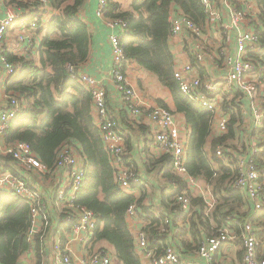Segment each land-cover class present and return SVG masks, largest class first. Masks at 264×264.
<instances>
[{"label": "built area", "instance_id": "2783aa9c", "mask_svg": "<svg viewBox=\"0 0 264 264\" xmlns=\"http://www.w3.org/2000/svg\"><path fill=\"white\" fill-rule=\"evenodd\" d=\"M199 1L206 18L204 27L197 25L181 10L174 12L171 18V40L182 34H188L192 38V44L187 47L193 62L181 70H174V77L186 98L213 114V128L219 134L216 137L227 135L232 125L233 136L216 147V155L236 172L234 188L244 194L251 213L246 218L240 235L230 226H224L206 238L192 259L182 258L171 247L157 252V249L150 247L144 231L138 235L136 249L151 264H224L229 259L226 252L228 245L239 243L244 254L242 264H264V242L261 243L259 239L261 229L254 224L256 217L264 210V20L260 17L258 0ZM109 3V0H98L96 16L106 21L110 28L117 30V33L109 37L112 75L129 120L131 123H141L150 119L149 128L160 154L172 158L173 173L178 178L185 184L195 186L197 179L189 176L187 170L189 143L177 125L173 112L161 106L151 109L142 107L138 93L129 83L127 72L131 60L124 53L119 35V32L125 31L127 23L106 19ZM37 5L38 16L32 22V17H27L31 10L17 11L8 5L5 17L0 20V62L9 79L17 77L20 72L16 65L7 60L8 50L4 45L7 35L18 23L30 31L45 28V17L51 13L50 1L37 0ZM20 18L26 21L21 23ZM210 27L213 28V41L205 33V29ZM18 41L27 55L37 49L40 43L28 34L21 35ZM209 62L213 63V76L207 72ZM78 81L92 96L94 124L100 131L113 167L115 182L124 192L143 185L141 176L127 165L125 136L119 120L110 112L106 90L94 76L80 70ZM6 102L5 110L0 114V141H5L12 125L25 108V104L16 96H7ZM4 154L12 158L15 169L42 175L60 171L65 176V184L57 194L58 200L63 204L62 220L59 223L63 225V230L58 235L62 242L53 246L52 264H112L111 257L105 250L76 260L69 249V243L76 238H80L86 247L91 246L98 227V219L94 213L76 203L83 188L85 167L76 148L71 144L63 145L57 152L53 170L44 166L24 142H5ZM211 161L214 170H217L219 162L214 159ZM169 181L171 192L175 194L173 205H178L186 214L191 213L192 204L187 191L189 187L184 192H179L178 183ZM1 191L13 194L29 205V251L36 252L35 238L39 236L44 246L43 264H46L48 251L45 250V240L51 231V220L48 205L41 192L11 171L0 174ZM215 206L214 200L210 210H214ZM137 214V206L132 205L127 211L128 220H134ZM40 222L42 224L38 229Z\"/></svg>", "mask_w": 264, "mask_h": 264}, {"label": "trees", "instance_id": "16d2710c", "mask_svg": "<svg viewBox=\"0 0 264 264\" xmlns=\"http://www.w3.org/2000/svg\"><path fill=\"white\" fill-rule=\"evenodd\" d=\"M49 1L52 18L48 28L38 29L39 34L43 30L45 33L37 49L26 56L6 54L8 62L16 65L20 72L17 77L7 80L6 91L19 98L25 108L9 130L5 142L27 143L43 165L51 170L55 168L59 149L65 144L73 145L85 165L84 184L76 203L89 209L98 219L94 241L110 243L124 264H142L129 229L127 211L136 205L137 213L144 217L148 209L143 206V199L125 193L115 182L100 131L94 124L92 96L78 81L80 67L89 59L91 51L89 27L79 16L87 0ZM109 1L106 19L127 23L125 31L119 32L127 59L155 74L171 91L176 111L185 116L191 129L187 150L188 174L206 180L213 188L216 201L213 212L206 215L204 200L189 195L191 204L199 206L200 211L191 210V213L186 214L178 205H173L175 194L170 193L166 215L155 217L149 213L150 224L145 228V233L150 247L157 249V252L170 247L172 227L177 222H181L184 227L174 240L176 249L171 248L182 258L195 255L206 237H211L224 226H230L240 235L251 208L245 203L244 194L234 188L236 172L216 155V147L233 136V127L230 126L227 135L217 137L213 142V157L220 166V171L214 170L206 151L213 114L186 98L174 77L175 56L170 49L173 11L181 10L197 25L204 27L206 18L200 1L136 0L132 3V11H124L118 1ZM5 4L17 11L31 10L27 16L32 17L31 22L38 16L37 0H5ZM258 4L260 17L264 20V0H258ZM21 18L19 22L24 23L26 19ZM38 23L40 26L41 21ZM34 52L37 53V61L32 57ZM164 108L168 109L166 106ZM6 158L12 160L9 156ZM148 162L150 170L154 161L150 158ZM155 166L166 169L164 177L178 183L179 192L187 189L182 179L173 173L170 156L162 155ZM136 188L143 187H133ZM167 220L170 223H166ZM254 224L261 229L259 239L262 243L264 210L256 217ZM30 229L29 205L13 194L1 191L0 264H18L31 248ZM35 245L36 264H43L44 246L39 236L35 238Z\"/></svg>", "mask_w": 264, "mask_h": 264}, {"label": "crops", "instance_id": "0c3cea01", "mask_svg": "<svg viewBox=\"0 0 264 264\" xmlns=\"http://www.w3.org/2000/svg\"><path fill=\"white\" fill-rule=\"evenodd\" d=\"M135 1L136 0H118L124 11H132V3ZM97 7L98 0H87L85 8H83L79 13L80 18L88 25L92 36L90 57L84 64L81 65L80 71L94 76L106 90L110 112L119 120L121 131L125 136L127 165L129 168L134 169L143 180V188H136L125 192L135 196L136 199H143L142 204L146 209H148V214L144 217L137 214V217H135L134 220H128L129 229L134 237L136 245L138 235L142 231L145 232V228H147L150 224V218L148 217L149 213H153L155 217L161 216L162 214L166 215V212L168 211L167 206L170 205L168 195L172 193V186L169 179L164 177L166 169L161 166H155V163L162 158V155L153 141L151 129L149 128L151 126V120L146 119L141 123H131L129 120L128 112L125 110V105L118 93L112 75L113 61L109 37L111 34L117 33V30L110 28L106 21L101 20L96 16ZM7 8L5 0H0V20L5 17ZM178 10L179 9L173 11V13ZM180 12L181 11H179V13ZM52 13L53 12H49L46 15L45 27L48 26V22L52 18ZM44 33L45 30L39 34L38 30L30 31L29 29H24L22 26H19L18 23L14 29L10 30L9 35L12 34L11 41L9 44L7 41L5 47L11 55L26 56L27 54L23 52L21 44L19 41H16L17 36L28 34L40 42ZM205 33L207 37H211V40L213 41V28L210 27L205 29ZM191 44L192 38L188 34H182L171 40L170 49L175 56V71L181 70L187 64L193 62L187 47V45ZM32 57L37 61L38 56L36 52L32 54ZM207 64V72L213 76V63L209 62ZM127 74L130 85L139 95L140 105L146 109L165 105L173 112L177 125L180 127L183 132V136L189 143L191 129L187 124L185 116L176 111L171 91L163 85L155 74L141 67L135 61H130ZM8 79L9 78L6 75L5 68L0 62V114L5 110L7 104L6 98L8 93L5 85ZM216 135L219 134L216 129L213 128V124H211V135L207 138L206 144V151L210 160L214 159L212 146L214 140L217 139ZM3 142L5 147V141ZM0 154H2L1 147ZM4 155H0V174L7 171L16 173L23 178L28 185L37 188L41 192L44 202L48 205V215L51 220V231L45 240V250L48 251L46 264H49L50 259V264H52L53 246L62 242V240L58 238V235H60L63 230V225L59 224L62 220L63 204L58 200L57 194L65 184V176L60 171H53L51 175H42L38 172H26L15 169L12 160L8 162L5 157L6 155ZM150 158L154 162L150 165V170H148V161ZM217 170L220 171V167L217 168ZM196 179L197 185L193 186L190 183L186 184L187 187H189L187 190L188 194L194 199H203L206 204L204 208L205 214L210 215L213 212V208L212 210L210 209L213 205V201L215 200L213 188L203 178ZM192 211H200L199 206L192 205ZM41 224L42 223L40 222L38 229H40ZM101 226L103 227V225ZM182 227L184 226L181 222H177V224L172 227L173 233L170 236L169 244L170 247H173L174 249L177 247L174 240ZM214 227H216V225ZM190 241H192L191 237ZM69 249L72 251V255L76 260H81L87 257L88 254L105 250L109 253L112 264H124L116 256L113 246L105 241H94L91 246L86 247L80 238H76L69 243ZM136 251L142 264H151L140 251L137 249ZM226 252L229 259L228 261H225L224 264H242L244 254L239 243L235 245H228ZM193 257L194 255H189L184 258L192 259ZM36 263L37 253L34 250L26 252L18 262V264Z\"/></svg>", "mask_w": 264, "mask_h": 264}, {"label": "rangeland", "instance_id": "374dc122", "mask_svg": "<svg viewBox=\"0 0 264 264\" xmlns=\"http://www.w3.org/2000/svg\"><path fill=\"white\" fill-rule=\"evenodd\" d=\"M11 37H12V34H10V35H7V40H6V42L4 43V45H6V43H7V41H8V44H9V42L11 41ZM20 37H21V35H19V36H17V38H16V41H18L19 39H20ZM7 96H9V94H7ZM0 144H1V148H2V154L4 155V142L3 141H0ZM2 154H0V155H2ZM5 156V155H4ZM6 157V156H5ZM8 157V156H7ZM4 159H6V158H4ZM9 162V161H8Z\"/></svg>", "mask_w": 264, "mask_h": 264}, {"label": "water", "instance_id": "95a60500", "mask_svg": "<svg viewBox=\"0 0 264 264\" xmlns=\"http://www.w3.org/2000/svg\"><path fill=\"white\" fill-rule=\"evenodd\" d=\"M51 263V259H50V261H49V264Z\"/></svg>", "mask_w": 264, "mask_h": 264}]
</instances>
